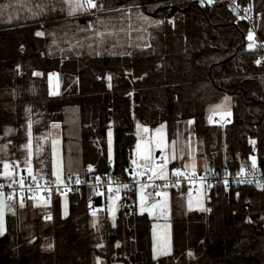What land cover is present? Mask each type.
Returning a JSON list of instances; mask_svg holds the SVG:
<instances>
[{
	"label": "trees",
	"instance_id": "trees-1",
	"mask_svg": "<svg viewBox=\"0 0 264 264\" xmlns=\"http://www.w3.org/2000/svg\"><path fill=\"white\" fill-rule=\"evenodd\" d=\"M237 1L257 15L264 44V0ZM103 6L131 7L162 23L151 29L148 45L115 54L83 43L55 44V38L88 29L91 17L69 18L48 9L34 20L0 24V144L9 146L4 159L27 172L28 126L39 138L74 109L82 170L92 169L94 177L132 178L138 125L165 126L171 137L189 122L203 145L205 167L239 168L255 159L264 170V61L249 48L248 22L225 2L103 0ZM53 73L62 84L57 96L49 92ZM225 99L231 118L216 124L211 107ZM41 157L44 165L35 167L49 179L50 156ZM168 192L169 256L153 257L152 219L138 212L137 188L122 194L116 220L106 215L101 222L87 212L94 192L86 189L57 199L53 228L31 204L9 216L8 231L0 237V264H264V187H215L203 193L202 212H188L177 191Z\"/></svg>",
	"mask_w": 264,
	"mask_h": 264
},
{
	"label": "rangeland",
	"instance_id": "rangeland-1",
	"mask_svg": "<svg viewBox=\"0 0 264 264\" xmlns=\"http://www.w3.org/2000/svg\"><path fill=\"white\" fill-rule=\"evenodd\" d=\"M58 2L59 0H25L17 3L13 2L12 8L16 9L18 6V8L23 7L24 10L31 11L34 5L40 6L44 3ZM66 4L68 8L72 6L69 3ZM101 9L103 10L98 13L99 15L95 13L89 16L91 18L95 17V19H90L88 29L87 27L84 28L85 38L88 37L91 40L90 46H96L97 53L115 54L118 51L122 52L126 46L148 45L151 29L160 25L140 10L131 7L116 6L107 9L102 6ZM250 43H253V41H250ZM57 76L58 74L49 77V91L53 96L61 93L59 82H54ZM211 109L215 116L213 122H216V124H223L231 118V106L227 99L211 107ZM72 111L74 112L75 110L68 109V114L65 116L66 120L54 125L49 132L42 134L39 138L32 135V125L28 126L29 140L24 146L26 156L23 161L25 167L30 169L27 171L29 176L37 179L45 176L40 173L39 168L34 170L36 168L35 164L40 167L44 165L46 157H41L44 155L50 156L51 172L53 177L58 181L63 179L66 168L69 167L71 169L72 165L79 164V150L77 148L76 151L75 147L77 143L74 141L78 138L79 125L76 113L74 114ZM11 131L12 129L9 128L4 136ZM109 133L108 148L112 153L114 131L111 129ZM74 135L77 137H74ZM136 136V145L133 152V161H135L133 163L134 176L139 177L144 168L151 170L152 179H159L161 176L165 178L173 175L176 171L184 173L199 170L206 166L204 159L201 157L203 145L192 133L191 122L186 123L184 128L174 132L171 137L165 126L151 128L149 126L138 125ZM66 137L70 140L67 141ZM49 141L50 144H48ZM47 144L49 149L47 148ZM80 145L79 141V147ZM8 149V144H0V157L2 159L0 179L9 178L21 170L18 163L13 164L9 160L4 159L9 158L6 155ZM162 160L163 164L158 166L157 163ZM253 160L255 159L251 160L252 164ZM5 163L9 165L8 169L4 168ZM68 164L70 166H67ZM6 171L10 175L5 176L4 173ZM203 193L201 191L186 198H179L188 212H202L207 210V197ZM121 202L122 196L105 199L104 205L97 210L95 215H92L93 219L99 221L98 216L102 213L107 215L109 219L116 220V216L121 209ZM42 204L44 203L42 202ZM137 209L139 213H146L152 219L151 240L154 259L158 260L160 257L171 255L173 253V244L170 193L165 192L161 194L157 201L151 202L142 189H137ZM15 212H18V210H15ZM62 212L64 217L68 216L69 203L67 199L63 200ZM156 264L162 263L157 261Z\"/></svg>",
	"mask_w": 264,
	"mask_h": 264
},
{
	"label": "built area",
	"instance_id": "built-area-1",
	"mask_svg": "<svg viewBox=\"0 0 264 264\" xmlns=\"http://www.w3.org/2000/svg\"><path fill=\"white\" fill-rule=\"evenodd\" d=\"M201 2V0H198ZM228 3L231 10L241 19L249 24L250 32L254 35V49L258 53V60L264 61V44L258 32V17L251 9L243 7L237 0H214L209 4L204 0V4L213 6L216 3ZM163 164V160L157 165ZM21 180L23 184H21ZM79 181V182H77ZM127 185L128 187H124ZM215 187L229 191L239 187H264V170L257 164L232 168L228 164L215 169L204 167L203 169L184 172L180 176L169 175L165 178L152 179L151 170L144 168L141 175H132L131 179L124 180L114 178L111 175L104 177H94L92 169L84 168L79 175H69L63 181L55 178H34L26 172H19L6 179H0V196L8 199L9 210H17L21 205H27L31 201H42L44 204L39 212L43 218L55 225L56 201L60 197H69L77 193L91 189L94 194L87 204V212L91 215L97 213L99 207L96 206L95 199L102 196L104 205L105 199H113L122 196L134 188L142 189L151 202L157 201L161 194L168 191H177L179 197H188L198 192L210 193ZM159 193V195L157 194ZM50 217V218H49ZM99 221H104L106 215L100 213Z\"/></svg>",
	"mask_w": 264,
	"mask_h": 264
},
{
	"label": "crops",
	"instance_id": "crops-1",
	"mask_svg": "<svg viewBox=\"0 0 264 264\" xmlns=\"http://www.w3.org/2000/svg\"><path fill=\"white\" fill-rule=\"evenodd\" d=\"M23 1H25V0H21V1L20 0H0V24L1 25H13V24L18 25L19 22H23L25 20H34L36 17H39L43 11H46L48 9H52L53 11H57V10L60 9L63 12H65L67 17H69V18H76V17H81V16L89 17L90 15L92 16L95 13L98 14L100 11L103 10L100 7H98L97 9H91L89 11L79 10L76 14L69 15V10H70V7L72 8V6H70L68 8L65 0H59L58 3H49V4L44 3L43 5H40V6L39 5L38 6L34 5L33 6V10H31V11H28L26 9L24 10L23 7H19L18 8L17 5H16L17 6L16 9L12 8V3L13 2L17 3V2H23ZM97 3H98V5H102L103 6V0H97ZM94 19H95V17L92 18L91 20H94ZM78 27H79V25H78ZM84 27H85V25H84ZM82 29L83 28H80L76 33H73L72 36H69L67 34V35H63V36H60L58 38H55V40H54L55 44H57L56 42H64V43H69V44L83 43V44H86V47H88L90 50L94 51L96 49V46H90L89 45V44H91V40L88 37L85 38L84 29H83V31H82ZM90 32H92V31H90ZM51 75L52 76H56L57 74L56 75H55V73L50 74L49 77ZM55 81L59 82L58 84H59V87H60V91L62 92V84H61V80H60V76L59 75L57 76V79H54V82ZM73 113L74 114L76 113V118H78V125H79L80 122H79L78 110H75ZM67 114H68V110H66L64 112V120H66L65 116ZM74 137H77V136L74 135ZM66 138H67V141L70 140L68 137H66ZM74 141H75V143H77L75 149H76V151H77V148L79 150L80 161H79V164L74 165V166L72 165L71 169H69V167L66 168L64 176H63V179L61 181H63L69 175H79L81 173V171H82V168H83L82 160H81V145L79 147V141H80L79 127H78V138L75 139ZM0 162H1V157H0ZM1 165H2V163L0 164V166ZM67 166H70V165L68 164ZM51 168H52V166H51ZM35 169L36 168H34V170ZM28 170H30V169L28 168ZM20 172H26V171H24V170L21 171L20 170ZM44 177H47V176H43V178ZM48 177L54 178L51 171H50V175ZM8 201H9V199H7L6 197L0 196V212L3 213L2 234H0V237L6 235V233L8 231V218H9V216L17 215V213L20 212L21 210L25 209L28 204H31L32 206H35L38 212H39L40 207L43 205L41 201H31L27 205H25V206L23 205V207H21V205H20L17 208L18 212H15V211L12 212L13 210H9V208H8ZM121 205H122V202H121ZM40 215H41V213H40ZM45 221L48 224H50L52 226V228H53V224L50 221H47V220H45Z\"/></svg>",
	"mask_w": 264,
	"mask_h": 264
},
{
	"label": "snow or ice",
	"instance_id": "snow-or-ice-1",
	"mask_svg": "<svg viewBox=\"0 0 264 264\" xmlns=\"http://www.w3.org/2000/svg\"><path fill=\"white\" fill-rule=\"evenodd\" d=\"M207 2L209 4L213 3L214 0H207ZM66 3H69L70 5H72L71 11L69 12V15H74L77 11L79 10H83V11H89L91 9H97L98 7L102 8V5H98L97 0H66ZM201 3H204V0H201ZM157 23H162V22H157ZM36 35L40 36L43 35V33H36ZM248 39L250 41L254 40V35L253 33H249ZM255 47L254 43H250L249 44V48H253ZM257 63L259 64L260 61H257ZM111 79V77H109V80ZM109 135H111L109 133ZM133 163H135V161H133ZM253 167H255V160H253ZM4 168L8 169L9 165L7 163L4 164ZM5 176L10 175V173H8L7 171L4 173ZM173 175L176 176H180L182 175L181 172L176 171L173 173ZM160 178H164L163 176H161ZM59 179V177H58ZM79 182V181H77ZM21 184H23V181L21 180ZM124 187H128L127 185H124ZM159 195V193H157ZM8 199H12L11 196L8 197ZM21 207H23V203L21 202ZM93 215H95V213H93ZM50 218V217H49ZM2 220H3V213L0 212V234H2ZM102 247V245H100ZM117 247H119V244H117ZM166 254V253H165ZM189 255H191V253H189ZM97 264H99V260L97 262Z\"/></svg>",
	"mask_w": 264,
	"mask_h": 264
},
{
	"label": "water",
	"instance_id": "water-1",
	"mask_svg": "<svg viewBox=\"0 0 264 264\" xmlns=\"http://www.w3.org/2000/svg\"><path fill=\"white\" fill-rule=\"evenodd\" d=\"M25 173V172H23ZM130 173H132V170L130 171ZM95 203H96V206L101 208L103 206V202H102V196H98L96 199H95Z\"/></svg>",
	"mask_w": 264,
	"mask_h": 264
},
{
	"label": "bare ground",
	"instance_id": "bare-ground-1",
	"mask_svg": "<svg viewBox=\"0 0 264 264\" xmlns=\"http://www.w3.org/2000/svg\"><path fill=\"white\" fill-rule=\"evenodd\" d=\"M130 179V178H129Z\"/></svg>",
	"mask_w": 264,
	"mask_h": 264
}]
</instances>
